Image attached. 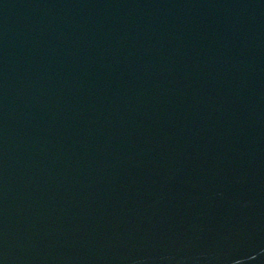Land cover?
<instances>
[{
	"label": "water",
	"instance_id": "1",
	"mask_svg": "<svg viewBox=\"0 0 264 264\" xmlns=\"http://www.w3.org/2000/svg\"><path fill=\"white\" fill-rule=\"evenodd\" d=\"M0 264H264V0H0Z\"/></svg>",
	"mask_w": 264,
	"mask_h": 264
}]
</instances>
